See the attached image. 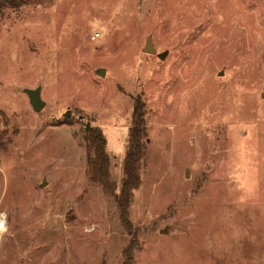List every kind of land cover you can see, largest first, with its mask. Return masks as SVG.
Returning a JSON list of instances; mask_svg holds the SVG:
<instances>
[{"label":"rangeland","instance_id":"rangeland-1","mask_svg":"<svg viewBox=\"0 0 264 264\" xmlns=\"http://www.w3.org/2000/svg\"><path fill=\"white\" fill-rule=\"evenodd\" d=\"M136 99L129 235L85 138L102 131L119 192ZM0 211V264H264V0L0 6Z\"/></svg>","mask_w":264,"mask_h":264},{"label":"trees","instance_id":"trees-1","mask_svg":"<svg viewBox=\"0 0 264 264\" xmlns=\"http://www.w3.org/2000/svg\"><path fill=\"white\" fill-rule=\"evenodd\" d=\"M24 2L25 0H0V6L19 7ZM144 116L143 104L136 99L129 129V144L123 158V178L119 192H117V182L110 172L111 162L102 131L99 128H92L85 138L88 180L99 183L104 194L114 198L120 222L129 235H133L132 224L129 221L131 194L141 184L140 171L146 155L147 129ZM131 253L132 245L129 244L123 251L126 261L131 258Z\"/></svg>","mask_w":264,"mask_h":264},{"label":"water","instance_id":"water-1","mask_svg":"<svg viewBox=\"0 0 264 264\" xmlns=\"http://www.w3.org/2000/svg\"><path fill=\"white\" fill-rule=\"evenodd\" d=\"M143 51L146 53L156 54L157 49L154 45L153 38L151 35H149L147 37ZM157 55H158V57L163 59L167 55V52L165 51V52L157 53ZM98 73L100 75H104L105 69L104 68L98 69ZM25 92L27 93L29 100H30V103L33 106V108L36 111H40L42 109V107L45 105V101L41 98V94H40L41 88L40 87H37L35 89L26 88Z\"/></svg>","mask_w":264,"mask_h":264},{"label":"built area","instance_id":"built-area-1","mask_svg":"<svg viewBox=\"0 0 264 264\" xmlns=\"http://www.w3.org/2000/svg\"><path fill=\"white\" fill-rule=\"evenodd\" d=\"M7 225H8L7 215L5 212L0 211V230L6 229Z\"/></svg>","mask_w":264,"mask_h":264}]
</instances>
